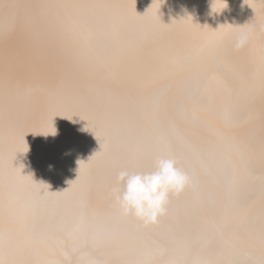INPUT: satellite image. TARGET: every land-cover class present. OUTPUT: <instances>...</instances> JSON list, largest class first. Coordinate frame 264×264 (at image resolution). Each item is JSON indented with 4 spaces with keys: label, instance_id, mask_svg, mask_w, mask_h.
<instances>
[{
    "label": "bare ground",
    "instance_id": "1",
    "mask_svg": "<svg viewBox=\"0 0 264 264\" xmlns=\"http://www.w3.org/2000/svg\"><path fill=\"white\" fill-rule=\"evenodd\" d=\"M161 155L144 226L116 177ZM0 264H264V0H0Z\"/></svg>",
    "mask_w": 264,
    "mask_h": 264
},
{
    "label": "clouds",
    "instance_id": "2",
    "mask_svg": "<svg viewBox=\"0 0 264 264\" xmlns=\"http://www.w3.org/2000/svg\"><path fill=\"white\" fill-rule=\"evenodd\" d=\"M249 39L241 31L235 47L242 48ZM114 200L124 217H132L144 226L157 225L167 214L171 198L182 195L192 184V177L183 170L176 158L161 155L150 171H130L121 168L117 173Z\"/></svg>",
    "mask_w": 264,
    "mask_h": 264
}]
</instances>
